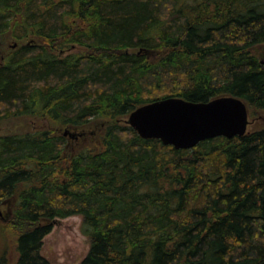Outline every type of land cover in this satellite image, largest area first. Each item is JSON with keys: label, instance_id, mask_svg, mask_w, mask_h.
Returning a JSON list of instances; mask_svg holds the SVG:
<instances>
[{"label": "trees", "instance_id": "1", "mask_svg": "<svg viewBox=\"0 0 264 264\" xmlns=\"http://www.w3.org/2000/svg\"><path fill=\"white\" fill-rule=\"evenodd\" d=\"M7 32L25 44L0 65V121L100 122L82 147L0 136V264H51L44 238L76 215L80 264H264V126L177 150L125 122L169 97L264 113V0H0Z\"/></svg>", "mask_w": 264, "mask_h": 264}, {"label": "water", "instance_id": "2", "mask_svg": "<svg viewBox=\"0 0 264 264\" xmlns=\"http://www.w3.org/2000/svg\"><path fill=\"white\" fill-rule=\"evenodd\" d=\"M146 140H160L177 150L193 149L216 137H243L248 133L250 113L240 98L223 96L208 102L169 97L142 105L125 120ZM65 136H81L67 129Z\"/></svg>", "mask_w": 264, "mask_h": 264}, {"label": "rangeland", "instance_id": "3", "mask_svg": "<svg viewBox=\"0 0 264 264\" xmlns=\"http://www.w3.org/2000/svg\"><path fill=\"white\" fill-rule=\"evenodd\" d=\"M24 41L16 39L11 32L0 35V65L5 59L18 48ZM83 51L82 48L76 47L74 51ZM254 53L258 58L264 61V44L257 45L253 48ZM128 118V117H127ZM249 130L264 126V113H258L256 119H251ZM98 122L88 124L83 128L74 130V128L60 127L48 120H41L31 117H15L0 121V136H8L13 134H22L31 131H36L39 128L52 129L60 134L69 129L72 133L84 132V138L75 139L67 135L69 140H76L77 147L88 146L93 144L99 135H92L91 132L97 129ZM79 138V137H77ZM74 145V144H73ZM8 208H1V216L4 218ZM83 217L80 215L71 216L64 219H57L54 223V228L43 240L41 254L51 264H80L87 256L90 249V239L83 234L82 231ZM3 242L0 239V258L5 256L11 258V249L7 246L3 249Z\"/></svg>", "mask_w": 264, "mask_h": 264}, {"label": "bare ground", "instance_id": "4", "mask_svg": "<svg viewBox=\"0 0 264 264\" xmlns=\"http://www.w3.org/2000/svg\"><path fill=\"white\" fill-rule=\"evenodd\" d=\"M65 133V132H64Z\"/></svg>", "mask_w": 264, "mask_h": 264}]
</instances>
